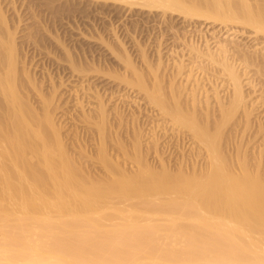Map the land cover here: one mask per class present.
Masks as SVG:
<instances>
[{
	"label": "bare ground",
	"instance_id": "obj_1",
	"mask_svg": "<svg viewBox=\"0 0 264 264\" xmlns=\"http://www.w3.org/2000/svg\"><path fill=\"white\" fill-rule=\"evenodd\" d=\"M138 1L154 15L170 19L168 27L188 47L186 53H174L170 91L156 77L157 86L153 84L147 94L148 100L170 115L166 116L173 124L186 125L206 147V167L198 171L194 166L193 172L186 173L183 164L177 174L167 167L157 172L139 152L136 158L142 162L141 168L126 173L125 166L109 159L107 146L99 143V155L108 170L96 176L84 170L86 167L82 169L52 117L55 91L48 95L40 91L36 105L33 93L37 91L21 90L19 66L9 63L15 30L8 27L0 8L7 30L0 35V264H264L261 155L255 154L257 167L252 168L250 157L238 153L237 160L228 158L219 142L225 123L237 115L236 126L249 125L259 98L264 97V0ZM174 14L182 16L184 30L176 28L179 22ZM208 23L220 25L222 31H211L213 40L200 43L187 35L188 26ZM113 26L112 32L125 50L122 57L130 64V51ZM246 34L251 41L240 38ZM23 71L28 74L26 68ZM198 71L213 76L211 89ZM27 80L37 85L30 75ZM136 83L148 88L140 73ZM80 90H75L77 105L82 103ZM96 92L91 95L97 103L95 110L91 107L98 117L94 123L104 124L109 113L107 100ZM92 113L81 112L89 121L95 118ZM101 136L106 137L103 130ZM136 138L133 143L138 152L141 138ZM80 148L83 150L81 144Z\"/></svg>",
	"mask_w": 264,
	"mask_h": 264
},
{
	"label": "rangeland",
	"instance_id": "obj_2",
	"mask_svg": "<svg viewBox=\"0 0 264 264\" xmlns=\"http://www.w3.org/2000/svg\"><path fill=\"white\" fill-rule=\"evenodd\" d=\"M114 2L112 0H104V2L103 0H0V8L6 15L7 25L11 30H15L16 44L12 47L9 63L19 66L18 81L21 90L30 89L31 93L37 91V93H33L36 95L33 98L36 100V105H39L40 102L38 99L40 98L38 94L40 91L47 95L55 91L53 103L56 102L55 105H52L51 112L53 119L55 116L54 121L58 128L60 127L63 141L69 150H73L71 151L73 157L78 160L79 165H82L80 167L82 169L86 167L84 170L93 171L92 173L96 176H100L105 173V170H108L106 166H103L104 162L99 155V143L100 146L102 144L105 147L107 146L109 159L118 160L117 162L122 163L125 166L126 173H132L133 168L136 170L135 172L141 168L142 162L140 163L136 158L139 152H142V157L145 155L143 159L150 165L151 169L157 170V172H161L164 167H167L170 172L177 174L181 172L180 168L184 167L183 164L187 167L181 169L186 173L193 172L194 166L198 168V171H202L208 160L207 152L205 153L207 151L206 147L200 145L201 142L190 134L191 131L186 125L178 121L175 123L174 120L173 124L171 117L170 120L167 117L170 115L163 113L158 105L156 106L154 102L148 100L150 97L147 94L149 89L153 88L154 85L157 86V82L155 84L156 77L159 78L158 82H161L163 89L170 91L169 86L172 81L170 79L173 76L171 69H174L171 61L176 58V54L179 55L183 51L186 53L188 47L181 40L176 39L175 31L168 27L167 21H170V19L166 21L160 15H154L152 11L143 8L141 3H137V0H128L129 3ZM138 2H141V0ZM129 5L132 6L129 7ZM2 12H0V35L4 36L7 30L2 23L4 15ZM173 16H175V22H179L176 28L179 26L181 31L184 30L181 27L184 23L182 16L177 14ZM113 25L116 26L117 34L130 51L132 57V63L130 64L122 57L125 50H123L114 32H112ZM211 25L208 23L209 28L203 24H199L197 27L190 25L187 27L190 28L187 35L194 36L200 43L204 42L206 38L213 40L214 33L211 31H218V34H221L222 31H219L220 25ZM240 38L244 41H251L247 34L240 35ZM175 49L176 52H174ZM4 63L5 65L8 64ZM3 67L5 68V66ZM25 68L28 74L23 71ZM170 72L172 75H170ZM138 73L143 75L148 88L143 89L139 84H135ZM197 73H200V77L202 76L201 81L204 80L203 83L206 85L209 83L208 86H205L211 89L213 76L210 78L206 75V77V73L203 75L204 71H198ZM209 74L212 75L210 71ZM28 75L33 80V84L36 83L37 85L30 84L27 80ZM21 78H23V81ZM177 81H179V78ZM207 81L209 82L207 83ZM75 90H80L78 96L82 99L81 105L76 104L77 95ZM82 90H84L83 93ZM96 90L102 94L101 97L104 101L107 100L106 108L109 113L104 124L103 122L94 123L98 117L95 116L96 111L92 113V109H96L97 103L91 95L94 96ZM146 90L148 91L146 92ZM90 91L91 94H89ZM181 99H184V95L181 96ZM92 100L95 102H92ZM257 104L254 113L251 115L249 125L240 123L236 126L237 115H234L228 120V124L225 123L223 135L219 139L221 148L224 147L222 148L223 153L225 152L226 155L227 152L226 156H230L228 158L237 160L243 154L241 156H246L247 159L250 157L248 161L250 165H254L251 166L252 168L257 167V164H254L257 162L254 157L255 154L256 157L261 155L260 163L264 167V148L261 147H264V137H262L264 136L262 135L264 128L259 131L260 126L264 127V97L259 98ZM87 110L95 116L92 121L86 120L84 114H81V112L84 113ZM243 126L245 129L242 128ZM179 127L182 128L181 131ZM102 130L106 137L101 136ZM241 131H244L243 134ZM137 133L138 135H136ZM138 136L141 139H139L140 148L138 147L137 152L133 141L135 142ZM157 136H160L159 139ZM240 136L243 137L240 138ZM154 138L157 139V142L154 141ZM229 139L231 140L229 141ZM222 141L224 142L222 143ZM130 143H133V150ZM146 143H149L148 146ZM80 144L83 146L84 152L80 148ZM238 145L241 147H238ZM226 147L227 149H225ZM132 151L136 152L133 153ZM125 152L130 155L126 153L127 156ZM257 152H260L259 155H257ZM238 153H240L239 156ZM251 154L254 155L251 157ZM135 163H137V166ZM116 200L113 199L115 202ZM16 205H14L15 208L18 207ZM139 206L143 207L144 205L139 203ZM107 212L110 211L107 210Z\"/></svg>",
	"mask_w": 264,
	"mask_h": 264
}]
</instances>
